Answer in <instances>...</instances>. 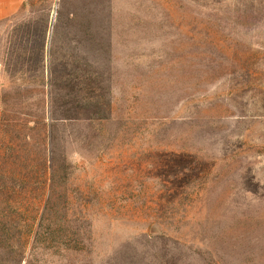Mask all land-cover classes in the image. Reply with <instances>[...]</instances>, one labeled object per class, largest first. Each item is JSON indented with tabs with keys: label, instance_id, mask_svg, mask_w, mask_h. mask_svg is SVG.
Masks as SVG:
<instances>
[{
	"label": "rangeland",
	"instance_id": "374dc122",
	"mask_svg": "<svg viewBox=\"0 0 264 264\" xmlns=\"http://www.w3.org/2000/svg\"><path fill=\"white\" fill-rule=\"evenodd\" d=\"M0 125V264H264V0H26Z\"/></svg>",
	"mask_w": 264,
	"mask_h": 264
},
{
	"label": "crops",
	"instance_id": "0c3cea01",
	"mask_svg": "<svg viewBox=\"0 0 264 264\" xmlns=\"http://www.w3.org/2000/svg\"><path fill=\"white\" fill-rule=\"evenodd\" d=\"M26 0H0V21L8 19L18 13Z\"/></svg>",
	"mask_w": 264,
	"mask_h": 264
},
{
	"label": "trees",
	"instance_id": "16d2710c",
	"mask_svg": "<svg viewBox=\"0 0 264 264\" xmlns=\"http://www.w3.org/2000/svg\"><path fill=\"white\" fill-rule=\"evenodd\" d=\"M6 126H8V125H6ZM0 128H2L1 125H0Z\"/></svg>",
	"mask_w": 264,
	"mask_h": 264
}]
</instances>
